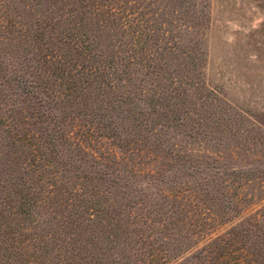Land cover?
I'll list each match as a JSON object with an SVG mask.
<instances>
[{
	"label": "trees",
	"instance_id": "obj_1",
	"mask_svg": "<svg viewBox=\"0 0 264 264\" xmlns=\"http://www.w3.org/2000/svg\"><path fill=\"white\" fill-rule=\"evenodd\" d=\"M199 4L0 0V264H264V164L218 149L264 136L204 78Z\"/></svg>",
	"mask_w": 264,
	"mask_h": 264
},
{
	"label": "rangeland",
	"instance_id": "obj_2",
	"mask_svg": "<svg viewBox=\"0 0 264 264\" xmlns=\"http://www.w3.org/2000/svg\"><path fill=\"white\" fill-rule=\"evenodd\" d=\"M208 14L201 46L203 73L209 86L220 91L227 121H241L238 130L255 137L264 136V0H198ZM225 128L221 151L224 162L235 166L246 161L264 164L263 143L252 145L255 156L241 150ZM263 138V137H262ZM264 140V139H262ZM215 146H212V149ZM237 150V151H235ZM246 155V157L244 155Z\"/></svg>",
	"mask_w": 264,
	"mask_h": 264
}]
</instances>
